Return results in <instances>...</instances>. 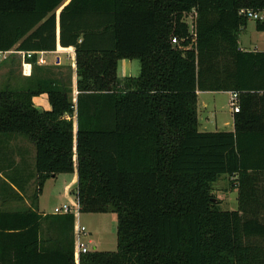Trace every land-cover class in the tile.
<instances>
[{
    "label": "trees",
    "instance_id": "16d2710c",
    "mask_svg": "<svg viewBox=\"0 0 264 264\" xmlns=\"http://www.w3.org/2000/svg\"><path fill=\"white\" fill-rule=\"evenodd\" d=\"M65 1L0 0V55L55 51ZM242 10L264 0H69L58 37L74 48L75 102L71 76L47 68L0 89V142L35 150L32 170L28 150L12 148L0 193L22 200L34 181L36 207L48 179L76 174L78 213L116 215V250L79 264H264V52L239 48ZM121 60H137L139 75L119 78ZM197 91L237 95L233 132L198 131ZM42 94L47 111L32 102ZM221 177L235 211L217 209ZM73 223L0 210V264H74Z\"/></svg>",
    "mask_w": 264,
    "mask_h": 264
},
{
    "label": "rangeland",
    "instance_id": "374dc122",
    "mask_svg": "<svg viewBox=\"0 0 264 264\" xmlns=\"http://www.w3.org/2000/svg\"><path fill=\"white\" fill-rule=\"evenodd\" d=\"M187 23L190 25V17L186 19ZM256 43H260L261 47H264V31H259L255 27V21L248 19L246 27L241 30L239 34V48L243 50H253L255 49ZM264 49V48H260ZM6 55H0V89H2L1 81H5L10 85L17 86L19 82V67L21 65V58L17 55H8L6 60L3 57ZM48 60L52 61V56H46ZM62 62L60 65L52 63L48 68L54 73H60L64 81L72 76L71 61L65 55H62ZM51 59V60H50ZM131 65L128 67L129 76L137 77L140 72V65L137 60L130 61ZM59 67H55V66ZM12 69L11 73L9 70ZM122 61L118 62L117 74L119 78L123 77ZM40 96V95H39ZM203 98H208V102L214 105V109L217 112L216 121L218 123H224L227 120L230 121L232 117V106L229 104V96L223 92H218L214 95V98H210L211 95H202ZM37 97V96H35ZM48 101V100H47ZM208 114L204 109L200 110V127L202 130L205 127L206 131L212 132L215 127L211 123L206 124L205 120ZM23 148H26L29 155L24 158L28 160L30 169L33 168L34 164V154L35 150L32 145L26 141H19ZM18 144V142H16ZM20 158V156H18ZM75 160V159H74ZM73 175L60 174L55 178L48 179L43 187L42 194L39 197L42 209H46L47 212L53 210L54 205H65L67 202L63 199L64 188L72 181ZM75 185L71 187L70 194L72 203L70 205H75L74 197L72 191ZM35 189V182L33 181L31 185L28 186L27 196L30 197ZM211 192L216 200L219 201L217 209L221 211H235L237 210V193L235 190L229 188V181L226 177H221L211 186ZM30 200V199H28ZM61 207V206H60ZM75 221L77 226L84 227L87 232V236H82V241L88 244L89 248L95 251L103 252H113L116 250V215L113 213L106 214H90V213H74ZM76 214L78 217H76ZM77 219V220H76Z\"/></svg>",
    "mask_w": 264,
    "mask_h": 264
},
{
    "label": "crops",
    "instance_id": "0c3cea01",
    "mask_svg": "<svg viewBox=\"0 0 264 264\" xmlns=\"http://www.w3.org/2000/svg\"><path fill=\"white\" fill-rule=\"evenodd\" d=\"M69 2V0H66L64 2V4L55 12L56 15V49L55 51H51V52H32V56L30 58H34L35 59V63L29 62L28 60L30 58H27L25 56V53L27 52H16V51H10L8 53H5L3 55H6L3 57L4 60H6L7 56L9 55H17L21 58V65L19 67V82L18 85L13 86L10 85L9 83L5 82V81H1V85L2 88L6 87V86H10L12 88H24L26 83L28 82V80L30 78H33L34 80H36V78L38 77L39 79H42V73H40L41 69L43 68H47L53 63H56L58 65H60V63L62 62V55H65V59H69L71 61L70 65H71V70H72V76H71V82H72V101L75 102V98H76V88H75V82H76V75H75V64H74V48L73 47H68V48H63L59 45V28H58V16H59V12L61 10V8L63 6H65L67 3ZM264 31V30H263ZM255 49L253 50H243L242 51H246V52H252V51H257V52H264V49H260V48H264L261 47L260 43H256ZM46 56H52V61L50 62L48 60V58ZM41 58L44 60V63L40 64L37 62V60ZM51 60V59H50ZM122 61V68H123V77L122 78H126V77H130L129 76V66L131 65L129 60H121ZM57 66V65H56ZM12 69L9 70V73H11ZM39 72V73H37ZM225 94H227L230 98V94L228 92H223ZM218 94V92H199L197 91V119H198V131L199 132H208L206 131L205 127H203L204 129L200 130V110L204 109L206 111V113L208 114V117H206V124L211 123V125H213V127H215V129L212 132H233L234 126H233V118L231 117L230 121H226L224 123H218L216 121V116H217V112L214 109V105L210 104L207 100L208 98H203L202 95H211L210 98H214V95ZM32 102L34 104V106L40 110V111H47L50 109L49 103L47 101V96L42 94L40 96L37 97H33L32 98ZM65 119H70L68 115L64 116ZM72 121H73V127H74V131L76 130V117L75 114L72 116ZM20 139L15 141V140H11L9 138H2V141L0 142V146L4 148H6L7 152L6 155L3 154L0 164H2V170H4V164H11V160H10V152L13 149L15 150H19V152H25L27 151L26 148H23V146H21L20 144ZM22 141V140H21ZM18 142V144L16 143ZM6 156V159H5ZM14 161L16 162H20V158H18L16 155H14ZM8 170V169H7ZM2 173H0V176ZM5 180V179H2ZM6 181V180H5ZM33 182V181H32ZM30 182L28 184L31 185ZM76 183V174L73 175L72 181L65 186L64 188V193H63V199L67 202V204L72 203L70 194H68L71 190V187L73 185H75ZM3 187V185L0 184V187ZM28 186L26 187V194L24 196H22V200H13L11 199L10 195H9V190H1L0 193V210L3 211H16V210H28L31 209L32 211H35L36 213L40 214L41 216H45V215H56L54 214V209L57 207H60L58 205H54L53 206V210L51 212H47L46 209H42L41 206V202L38 199L37 205L36 207H34L27 195V191L28 190ZM236 191V190H235ZM237 193V192H236ZM75 201V199H74ZM75 205H76V201H75ZM78 210V208H77ZM78 213V211H77ZM76 217L77 214H76ZM77 220V219H76ZM77 225V222L75 221L74 218V223H73V231L75 229V226Z\"/></svg>",
    "mask_w": 264,
    "mask_h": 264
},
{
    "label": "built area",
    "instance_id": "2783aa9c",
    "mask_svg": "<svg viewBox=\"0 0 264 264\" xmlns=\"http://www.w3.org/2000/svg\"><path fill=\"white\" fill-rule=\"evenodd\" d=\"M240 15H243L247 19H251L254 21H264V11L261 12H254L252 10H242L240 11ZM193 40L194 36L192 35ZM172 44H178V41L176 38H173L171 40ZM25 56L27 58H30L32 56L31 52L25 53ZM38 63L42 64L44 63V60L39 58L37 60ZM237 95L235 93L230 94L229 98V104L232 106V113L238 112V106L236 103ZM77 204L76 205H70V204H65L62 205L61 207H57L54 209V214L62 215V214H72L75 218V214L77 213ZM82 236H87L86 229L84 227L80 226H75V229L73 231V258H74V264H79V257L85 253H87L90 248L87 243L90 244V241L88 240L87 243L82 241Z\"/></svg>",
    "mask_w": 264,
    "mask_h": 264
}]
</instances>
